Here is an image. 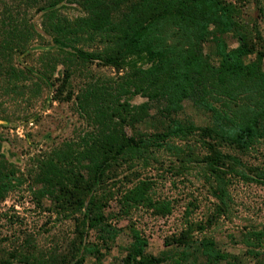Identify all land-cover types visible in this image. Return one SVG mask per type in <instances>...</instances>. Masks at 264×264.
<instances>
[{
  "label": "rangeland",
  "instance_id": "374dc122",
  "mask_svg": "<svg viewBox=\"0 0 264 264\" xmlns=\"http://www.w3.org/2000/svg\"><path fill=\"white\" fill-rule=\"evenodd\" d=\"M228 1L235 4L238 24L255 46L245 61L254 62L262 56L264 72V0ZM48 2L0 0V155L17 168L12 189L0 201V262L27 245V237L46 264H64V259L76 264L77 259L71 255L76 248V258H85L82 264H123L136 229L147 238V251L154 254L171 249L165 245L167 240L187 237L193 243L190 250H195L199 240L208 237L242 262L264 264V138L244 151L224 147L233 158L227 159L230 167L220 175L197 161L207 153L198 136L172 139V146L160 150L157 159L148 164L138 160L110 171L104 188L98 189L99 195L107 197L106 221L119 229L108 245H103L95 229L79 234V212L58 211L49 194L38 203L41 184L36 178L44 168L43 161L57 159L65 151L77 153L88 133L96 131L97 121L82 109L79 97L91 86L115 85L124 73L99 60L83 62L62 51L71 47L54 41L59 35L54 27L57 19L49 18L45 10ZM56 7L62 20L82 14L73 2H61ZM18 31L22 34L15 38ZM161 33L171 43L196 42L210 64L219 65L213 36L197 41L192 28L173 21L166 22ZM112 37L86 34L71 42L87 51L106 53L114 47ZM222 38L230 47L239 44L234 32L224 33ZM263 78L234 82L228 87L213 83L209 99L219 110L247 121L264 106ZM121 101L134 105L148 98L125 95ZM162 104V100L151 101L150 114L157 116ZM176 116L200 125L210 122L209 112L192 98L182 102ZM151 119L146 118L135 128L152 131ZM125 130L135 132L130 125ZM140 181L148 184L146 195L125 203L124 194ZM56 254L58 263H49ZM25 261L14 258L10 264L33 263ZM202 262L203 258L193 253L186 258L178 254L161 264Z\"/></svg>",
  "mask_w": 264,
  "mask_h": 264
},
{
  "label": "trees",
  "instance_id": "16d2710c",
  "mask_svg": "<svg viewBox=\"0 0 264 264\" xmlns=\"http://www.w3.org/2000/svg\"><path fill=\"white\" fill-rule=\"evenodd\" d=\"M67 1L76 3L82 14L62 20L57 15L59 7L56 6ZM47 6L45 10L49 18L57 19L54 27L59 35L54 36V41L71 47V50L61 48L62 51L77 60H99L124 72L114 82L115 85L91 86L79 97L82 109L96 119V131L88 133L77 153L67 154L65 151L57 159L43 161L44 168L36 178L41 184L37 193L38 203L49 194L58 211L79 212L77 230L81 236L85 229H95L101 234L103 245H108L119 234V229L106 221V195L98 193V189L104 188L110 171L119 165L138 160L148 164L150 160L157 159L160 150L172 146V139L198 136L207 153L197 161L206 163L211 171L220 175L226 166L230 167L227 159L233 158L224 151V147L244 151L264 138V106L257 109L249 120L241 121L219 110L209 99L213 83L228 87L234 82L242 84L245 80L264 77L260 64L262 56L259 55L254 62L245 61L248 55L254 53L255 46L250 44L247 32L238 24L233 2L49 0ZM169 21L188 25L195 32L197 41L213 36L219 65L212 66L203 51L197 49L196 42L187 45L168 42L161 28ZM227 32L238 35L237 46L230 47L222 38ZM19 33L22 34L18 31L15 38L20 36ZM101 33L111 34L115 42L106 53L87 51L71 42L86 34ZM137 94L147 97L148 101L134 105L121 101L125 95ZM187 98H192L199 107L209 112L208 124L200 125L176 116ZM154 100L163 101L157 116L150 114L151 101ZM148 117L152 118L153 130L139 132L135 125ZM126 125L132 126L135 132L129 134L125 130ZM190 152L192 156L193 149ZM16 173L14 164L0 155V201L12 189ZM147 188L148 184L140 181L124 194L125 203L130 204L146 195ZM25 241L27 245L11 252L0 264H10L14 258L21 257L26 263L32 260V264H46L47 260L35 254L34 247L30 246L31 240L26 237ZM165 245L171 249L160 254L147 251V238L134 229L123 264H161L178 254L186 258L193 253L203 258L201 264H247L208 237L199 240L195 250H190L193 243L187 237L173 242L167 240ZM182 246L181 250L172 248ZM77 250H71L72 258L77 259L76 264H82L85 258H76ZM58 257L56 254L48 262L58 263ZM63 262L68 264L65 259Z\"/></svg>",
  "mask_w": 264,
  "mask_h": 264
}]
</instances>
